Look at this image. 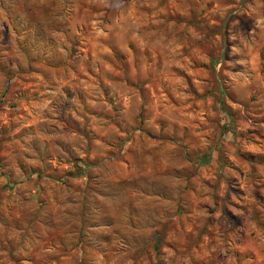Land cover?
<instances>
[{
	"label": "clouds",
	"instance_id": "1",
	"mask_svg": "<svg viewBox=\"0 0 264 264\" xmlns=\"http://www.w3.org/2000/svg\"><path fill=\"white\" fill-rule=\"evenodd\" d=\"M209 3L212 7L206 8ZM25 7L31 12L21 10L19 0H0V49L7 43L4 25L10 24L13 16L25 23L34 16L29 31L42 29L53 42L48 46L43 41L34 43L29 56L63 61V66L47 79H36L23 97L13 95L18 80L0 73V94L8 90L3 105L5 122L19 124L10 135L20 132L24 122L38 123L33 135L21 138L18 151L13 152V142L3 155L23 181L18 187L32 188L35 184L39 188L40 182L21 177L17 159L31 166L26 172L44 171L47 165L60 169L53 183L67 188L75 202L66 201L61 193L54 201L55 215L44 224L47 212L38 223L30 222L28 213L33 208L26 212L19 203L5 200L11 213L22 219L19 225H0V264H51L53 257H63L64 264H196L198 260L208 264L216 254L234 249L254 253L249 264H264V227H257L258 221L264 220V203L252 200V184H264V169L259 172L260 180H250V169L238 159L239 153L249 148L264 151V140L258 144L254 143L256 137L241 140L231 130L220 134V125L232 126L224 107L227 100L241 92L264 90V75L256 68L257 64L264 68V62L258 60L264 53V0H133L129 9H121L117 0H27ZM89 7L96 9L94 16ZM76 39L86 45L111 41L124 49L143 41L154 54L163 52L164 69L156 70L157 60L149 62L154 75L148 84L155 96L150 98L141 91L142 75L101 95L103 69L71 54ZM173 62L192 73L195 91L200 93L198 106L188 78L167 66ZM21 65L27 67L28 58L22 57ZM115 68L113 63L108 71ZM86 71L95 75L94 80L89 77L92 90L78 100V78ZM65 86L74 93L68 112L80 121L76 131L59 124L54 119L59 113L50 107L58 96L64 97L61 89ZM33 92L37 96L33 97ZM241 103L236 99L232 107L243 115ZM141 106L147 112L142 123H137L134 117ZM165 107L168 119L187 124L195 140L180 138L182 130L174 129L171 123L162 125L158 118L164 116ZM22 108H27L26 115ZM109 109L110 117L99 116ZM248 127L258 125L238 122L236 131ZM37 136L40 143L33 151L30 141ZM58 140L64 143L56 147ZM49 149H54L52 159L41 160L38 152L47 154ZM205 156L210 159L202 165L200 160ZM232 165L244 169L245 177L238 180L244 185V196L228 192L225 178L237 175L231 171ZM64 167L73 177L65 174ZM205 179L218 187L205 186ZM73 180L80 191L69 187ZM5 183L8 180L0 177V184ZM186 183L197 185L196 204L207 203L208 208H190L184 203ZM93 189L101 192L99 200ZM226 193L228 202L223 200ZM213 196L220 199L214 201ZM12 200L18 198L13 195ZM178 204L186 209L183 216L177 214ZM236 204L247 209L238 213L239 220L221 216V206L235 212ZM254 209L259 210V218L253 215ZM157 239L159 254L153 251ZM55 264H61L60 259ZM228 264H233L231 256Z\"/></svg>",
	"mask_w": 264,
	"mask_h": 264
},
{
	"label": "rangeland",
	"instance_id": "2",
	"mask_svg": "<svg viewBox=\"0 0 264 264\" xmlns=\"http://www.w3.org/2000/svg\"><path fill=\"white\" fill-rule=\"evenodd\" d=\"M66 3L69 0H65ZM172 3H175L176 0H171ZM20 9L26 12H31V9H27L25 4L27 0H19ZM117 3L121 9H129L133 4V0H117ZM206 8H211L212 4L209 3L205 6ZM83 11V9H81ZM91 15L96 14V9L94 7H89L88 9ZM129 16H132V12L128 13ZM176 16H180V13H175ZM34 16L29 18V22L25 23L24 20H21L17 16H13L10 24H5V38L6 45L3 49H0V73L4 74L8 77L9 80L16 78L19 83V87L15 90L13 95L19 93L20 97H23L25 93L28 92L29 88L34 84L36 79H47L49 75L53 72H57L62 70L63 61L54 60L52 58H48L45 60L42 57H30L29 52L31 47L36 42H46L45 46L51 45L53 42V38L48 36L41 29L40 31H29L32 28V23L34 21ZM182 22V21H178ZM75 48L72 50V55H77L78 57H85L87 62H90L94 65L103 69V80L101 83L104 85L103 88L100 89L101 95H107L109 92H113L116 87L122 81H128L133 77H140L141 75L144 77L143 87L141 91L147 92L148 96L154 97L155 93L150 88L148 81L152 79L154 75V71L152 67H149V62L152 60H157L158 63L155 65L157 71H160L166 67V57L163 52H156L154 54L153 50L150 48L144 47L143 41H136L131 43L126 49L120 48L115 43L109 41L105 42L103 45L91 44L86 45L82 43L79 39L75 41ZM99 48V52L96 49ZM168 51V50H165ZM5 53H7L5 55ZM171 52L169 51V56ZM28 58V65L24 67L21 65V58ZM99 57L100 59H97ZM258 60L260 62H264V53L258 56ZM115 63L116 68L113 71H108V68ZM15 65V68L13 67ZM173 72H183V75L188 78L191 82V87L193 89L194 96L197 98V104L199 105L200 96L199 92H196V81L192 78V73L188 71H183L181 67L176 65L174 62L170 65H167ZM206 67V66H205ZM237 67H241L237 65ZM251 70L252 65H249ZM257 72L260 75H264V68H260L259 64L256 66ZM89 77L95 79V75L92 71H86V73H82L81 77L78 78V82L80 87L76 90V98L81 99L82 95L87 94V92L91 91L89 87ZM40 91H44L43 88ZM64 93V97H57L56 100L53 101V104L50 107H53L59 115L55 116L54 119L61 125H63L66 129L70 128L73 131L80 125V121L73 118L71 114H69L68 110L73 106L69 103V101L73 97V90L69 89L67 86L61 89ZM37 92H33L32 96H37ZM165 94L161 93L163 97ZM221 97H224L226 94L221 88L220 90ZM235 95V94H234ZM8 98V90L6 89L3 94H0V177H5L8 180V183L0 184V225L8 226L10 223L13 225H19L22 217L18 215H13L9 209V206L5 204V200L12 201L13 204L19 203L20 205L25 207V211L27 212V208H33L31 213H28L29 221L38 223L41 220V215L44 212H47L48 215L43 217L44 224L49 223V216H54L57 209L54 207V201L58 199L61 193H64V198L66 201L74 203L73 195L68 193L67 188H59L53 181L56 178V174L60 172V169L47 165L44 171L40 169H32L30 172H26V169L31 167L26 165L23 161L17 159L16 167L20 171L21 177H34L36 181L40 182V187L36 188L35 184L32 188L28 187H18V185L22 184L23 181L20 177H17L16 171L10 167V160L8 157L4 156L3 153L8 151V149L12 146L13 142H16L15 147L13 148V152L19 150V145L22 143L23 137L28 135H33L34 130L38 127V123L36 122H24V126L21 127L20 132L15 133L14 135H10V132L14 131L16 127L19 126L17 122H5L6 117L4 115L3 105L6 103ZM236 99H240L242 101L241 107L244 109V114L241 115L240 112L233 108L232 105L235 103ZM9 107H15V104H9ZM224 107L228 109L227 115L229 120L231 121V128H228L225 125H220V134L223 135L224 132L231 130L234 137H237L243 140L245 137L251 138L256 137V141L254 143L258 144L261 140H264V90H249L247 94L241 92L239 96L235 98H230L227 100V103L224 104ZM173 108H176V105H173ZM27 108H22L21 112L25 115L27 114ZM147 109H144L141 106V110L135 114V121L137 123H142L141 117L145 116ZM164 116L159 117L158 119L163 124L171 123L173 128L180 131V138L188 139L189 137L192 140L196 139V136L192 129L188 127L187 124L176 123L174 121H170L168 119V110L167 107L164 108ZM112 115L111 109L99 113V116L107 119ZM190 119V117H188ZM252 121L254 124L258 125V127H248L243 131L237 132L236 128L238 122H247ZM55 127V125H53ZM83 131H87L86 129ZM146 140H149L150 137L145 136ZM39 137L30 141L32 145L33 151L38 150L39 145ZM63 141H56L55 146L59 147L62 145ZM193 152H199V149L192 148L190 149ZM54 149H49L47 154L39 153L41 160H50L52 159V153ZM12 153H10L11 155ZM27 155V154H25ZM80 157H76L78 161ZM210 157L205 156L203 160H200L202 165H206L209 162ZM221 160H224V157H220ZM238 159L244 166H247L252 176L250 180H260L259 172L264 169V151H253L251 148L246 149L243 152H240L238 155ZM227 163H231L228 161ZM78 167V164L76 165ZM51 168V172L47 171V168ZM124 165L121 164V168ZM63 171L69 177H73V173L68 171L66 167H64ZM83 171V170H81ZM231 171H235L237 173L236 176H229L225 178V184L228 186V192H231L233 196L239 194L240 196L245 195L244 185L240 184L238 180H242L245 177V172L243 167L239 165H232ZM219 181V177L217 178ZM203 184L209 188L218 187L217 185L209 184L208 180H203ZM159 183V181H157ZM235 184V187L232 185ZM69 187L75 188L76 191H80L79 185L75 184V180H73L72 184ZM85 187H88L87 185ZM97 200L101 197V192L99 190L93 189ZM184 191L186 196L184 197V203L188 204L190 208H208L207 203L196 204V194H197V185H192L186 183L184 185ZM18 198V201H13L12 196ZM220 197L213 196V200H219ZM223 200L228 202L230 200L228 194L226 193L223 197ZM252 200L257 204L264 203V184H252ZM235 208L237 211H233L231 207L221 206V216H226L234 220H239L240 216L238 213L240 211L247 212V209L244 208L240 204H236ZM211 210V209H209ZM186 209L183 208L181 204L177 205V214L183 216L185 214ZM11 215V219H9ZM253 215L257 218L260 217V212L258 209H254ZM211 219V218H210ZM43 227L44 225H39ZM258 228L264 227V220H259L257 224ZM206 230L202 229V234H205ZM59 239V236L56 237ZM81 238H83V234H81ZM153 251L157 254L160 253V243L159 239H157ZM231 256L233 264H249V256L254 257V253H242L239 250H232L231 253H218L215 256V259L208 262V264H228V258ZM60 259L61 264H64L63 257L51 258V264H55V260ZM157 264H164L163 261H157ZM196 264H204L203 261H196Z\"/></svg>",
	"mask_w": 264,
	"mask_h": 264
}]
</instances>
